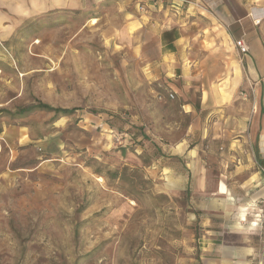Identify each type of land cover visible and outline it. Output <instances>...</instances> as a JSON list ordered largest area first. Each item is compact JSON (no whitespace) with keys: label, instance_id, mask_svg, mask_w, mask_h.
<instances>
[{"label":"rangeland","instance_id":"1","mask_svg":"<svg viewBox=\"0 0 264 264\" xmlns=\"http://www.w3.org/2000/svg\"><path fill=\"white\" fill-rule=\"evenodd\" d=\"M107 7L20 23L0 7V264H201L208 213L250 230L243 262L221 264H264V72L233 46L244 33L264 51V17L193 11L176 64L158 18ZM38 103L73 112L18 115Z\"/></svg>","mask_w":264,"mask_h":264},{"label":"crops","instance_id":"2","mask_svg":"<svg viewBox=\"0 0 264 264\" xmlns=\"http://www.w3.org/2000/svg\"><path fill=\"white\" fill-rule=\"evenodd\" d=\"M190 1H198L200 3L206 2L207 4L211 1V8L217 16L224 23L232 26L237 25V23H240L245 18L247 19V15L252 11H264V0ZM103 6H108L106 10H136L137 13L144 15L146 18L147 16H155V18H158V23H155V25L159 26L161 29L159 46L162 50V56L167 57L169 63L174 62L176 64H183L185 62L187 56L182 54L179 50L181 47L182 30L187 29L189 25L197 24V20L193 19V14L195 12L192 11L191 7L187 9L185 5L174 6L167 0L161 3H154L151 0H0L1 10L14 11L16 23H20L22 19L25 18L26 14L27 16H32L53 10H102ZM2 29L3 32L5 31L4 29L9 30L6 26L2 27ZM250 50L251 52H249L245 58L247 71L252 79L258 77L260 79L264 72V65H262L264 61V51L259 48L257 42H253L250 45ZM176 67L179 69L178 74L172 73L173 68H171L170 77H176L177 79L190 77L191 72L189 70H192V68L187 69L184 65H177ZM166 71H168V69H166ZM202 92H204V89ZM178 148L179 150H177ZM172 151L173 152L170 153L171 155L187 159L184 167L187 169L186 171H188V160L191 158V161L194 162L193 151L182 143L176 145ZM255 177L256 183L253 185V188L258 190V192L264 191V177H260L259 172L256 173ZM221 184L224 186L225 193H222L220 190ZM219 193H227L223 183L219 185ZM221 197L222 200L226 202L225 198L223 196ZM208 214V216L205 215L203 220V224L205 225V242L203 243L204 246L201 248V251H199L200 256H198V259L200 263L221 264L224 262L225 257L228 259H230V257H235L237 261H240L239 263L243 262L241 258L246 256L250 250H253V246L250 243L251 238L248 236V231L250 230H248L245 225H242V221H246L245 214H240V219L238 222L236 221L231 232L218 230V228L224 229V226H216L217 228L214 226L215 218L226 219L223 215ZM225 234L231 235V238L228 239ZM261 234L262 233L259 235V241H261L264 247V234ZM218 241L221 243H217Z\"/></svg>","mask_w":264,"mask_h":264},{"label":"built area","instance_id":"3","mask_svg":"<svg viewBox=\"0 0 264 264\" xmlns=\"http://www.w3.org/2000/svg\"><path fill=\"white\" fill-rule=\"evenodd\" d=\"M151 1H153L154 3L156 2L161 3L164 2L165 0H151ZM167 1H169L171 5L174 6L185 5L187 9L191 7L192 11H197L198 13H206L207 15L214 17L213 15L214 13L211 8V1L208 2V4L206 2L200 3L198 1H190V0H167ZM247 17L253 27H258L261 23V20L264 17V11H260V12L252 11L247 15ZM233 46L236 50L238 57L240 58L239 61L241 62V58L248 55L249 53V46L247 44V40L245 38L244 33L239 38L233 41ZM261 171L264 173L263 169H261Z\"/></svg>","mask_w":264,"mask_h":264},{"label":"trees","instance_id":"4","mask_svg":"<svg viewBox=\"0 0 264 264\" xmlns=\"http://www.w3.org/2000/svg\"><path fill=\"white\" fill-rule=\"evenodd\" d=\"M34 111L53 112V113L60 115V116L69 115L70 113L73 112L72 110L53 109V108L49 107L47 104L38 103L37 105L28 106V107L19 109L18 115L23 116L25 114L32 113Z\"/></svg>","mask_w":264,"mask_h":264}]
</instances>
